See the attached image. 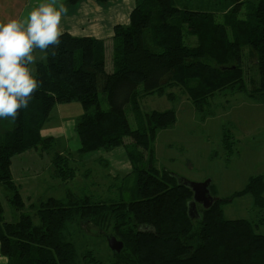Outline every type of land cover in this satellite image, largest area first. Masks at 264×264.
I'll return each mask as SVG.
<instances>
[{
    "label": "trees",
    "instance_id": "trees-1",
    "mask_svg": "<svg viewBox=\"0 0 264 264\" xmlns=\"http://www.w3.org/2000/svg\"><path fill=\"white\" fill-rule=\"evenodd\" d=\"M173 11L178 14L166 15ZM63 33L56 55L36 62L34 75L41 86L28 107L15 121L0 120V185L11 181L15 155L52 148L53 137L43 136L41 129L53 107L68 102L82 107L74 127L79 154L109 151L123 145L125 135L131 137L127 157L133 170L128 175L135 176L134 184L128 197L109 202L49 197L34 209L36 223L26 211H19L15 221L5 220L0 201V253L7 264H93L89 253L77 259L74 244L63 236L66 224L76 219L111 230L123 242L114 252V264H264V230L257 229L264 227V214L254 221L228 219L221 208L222 202L246 192L264 207V175L250 177L245 189L196 211L187 181L157 170L151 153L147 165L139 149H147L156 129L175 121L172 109L143 116L142 97L168 89L172 98L171 88L177 86L197 109L225 89L248 90L251 98L264 102V0H136L129 22L114 26L109 48L104 39ZM126 105L138 112L136 129L129 126ZM223 141L228 145L226 135ZM69 158L54 153L52 176L73 178ZM153 174L167 184L155 194Z\"/></svg>",
    "mask_w": 264,
    "mask_h": 264
},
{
    "label": "rangeland",
    "instance_id": "rangeland-1",
    "mask_svg": "<svg viewBox=\"0 0 264 264\" xmlns=\"http://www.w3.org/2000/svg\"><path fill=\"white\" fill-rule=\"evenodd\" d=\"M106 15L111 17L108 11ZM117 20L125 23L126 14ZM143 23H138V27ZM94 34L95 37L97 34ZM110 38L104 39L108 48ZM88 47L86 45L84 52L89 57ZM86 62L85 69L92 76ZM35 65L31 67L35 69ZM107 68L112 69L110 60ZM171 90L172 98L170 90L166 89L163 95L153 94L139 99L143 116L153 110L172 109L175 113L173 124L156 129L154 137L148 138L147 149L139 147L147 165L151 153V162L159 171H170L192 182L210 179V194L221 198L245 189L250 177L264 175V102L251 98L248 90L233 93L225 89L209 98L202 109H197L180 88L176 86ZM99 97L102 108H107L104 95L99 94ZM81 113L82 107L78 102L56 104L50 120L42 127V134L51 135L54 139L52 148H34L12 158V179L0 185L5 220L15 221L19 211H26L36 223L34 209L49 197H70L72 200L83 197L89 202H109L129 196L135 179L133 174L128 175L133 170L127 157V150L132 145L131 137L125 135L123 145L109 151L99 149L79 154V138L74 127ZM125 113L130 128H138V112L126 105ZM225 135L226 146L223 141ZM56 152L70 157L69 166L76 170L72 179L64 181L52 176V159ZM150 183L151 194L167 188V184L154 174L150 176ZM262 195L264 197V190ZM11 199L18 204L11 203ZM195 206L196 211L201 207L198 203ZM221 208L228 219L254 221L258 214H264V207L256 206L253 195L247 192L222 202ZM257 229L263 231L264 227L261 225ZM110 231L76 219L66 224L63 236L74 244L77 259L81 260L83 253H89L92 256L87 259L93 264H114V252L108 245ZM2 257L0 264H6L7 259Z\"/></svg>",
    "mask_w": 264,
    "mask_h": 264
},
{
    "label": "clouds",
    "instance_id": "clouds-1",
    "mask_svg": "<svg viewBox=\"0 0 264 264\" xmlns=\"http://www.w3.org/2000/svg\"><path fill=\"white\" fill-rule=\"evenodd\" d=\"M66 13L67 8L57 6V0H44L31 7L23 19L0 20V120L15 121L41 86L31 66L37 59L56 55ZM36 50L42 55H34Z\"/></svg>",
    "mask_w": 264,
    "mask_h": 264
},
{
    "label": "crops",
    "instance_id": "crops-1",
    "mask_svg": "<svg viewBox=\"0 0 264 264\" xmlns=\"http://www.w3.org/2000/svg\"><path fill=\"white\" fill-rule=\"evenodd\" d=\"M235 1L244 4H257L260 0ZM42 2H44V0H0V20L6 21L8 18L23 19L26 17L31 7L38 6ZM59 4H63L67 8V13L63 16L61 21L63 32H68L77 36L105 39L113 35L114 26L116 24H125L129 22L130 13L136 5V0H106V2L98 0H79L74 4H69L67 0H57V6ZM113 9L115 12H111ZM106 11H108V14H111L110 18L106 15ZM123 14H126L127 18L125 23L117 20L123 16ZM176 14H178L177 11H173L171 14L166 12L167 16ZM94 33L97 34L95 37L93 36L95 35ZM34 55L39 57L42 54L39 53V50H36ZM38 61L43 60L37 59V62ZM43 128L41 129V134L43 133ZM0 258H3L1 253Z\"/></svg>",
    "mask_w": 264,
    "mask_h": 264
},
{
    "label": "water",
    "instance_id": "water-1",
    "mask_svg": "<svg viewBox=\"0 0 264 264\" xmlns=\"http://www.w3.org/2000/svg\"><path fill=\"white\" fill-rule=\"evenodd\" d=\"M192 191L191 205H196L197 203L202 205V207H208L210 204L217 199L210 194L209 184L210 179H206L200 182H186ZM108 245L113 250V252H119L123 247V242L117 239L114 235L108 237Z\"/></svg>",
    "mask_w": 264,
    "mask_h": 264
}]
</instances>
